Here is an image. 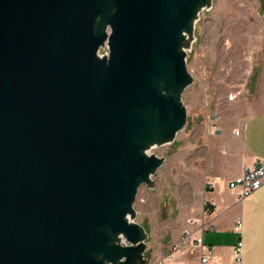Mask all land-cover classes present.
Segmentation results:
<instances>
[{
	"label": "water",
	"instance_id": "water-1",
	"mask_svg": "<svg viewBox=\"0 0 264 264\" xmlns=\"http://www.w3.org/2000/svg\"><path fill=\"white\" fill-rule=\"evenodd\" d=\"M213 6L0 0V264H147L134 203L187 123Z\"/></svg>",
	"mask_w": 264,
	"mask_h": 264
},
{
	"label": "rangeland",
	"instance_id": "rangeland-1",
	"mask_svg": "<svg viewBox=\"0 0 264 264\" xmlns=\"http://www.w3.org/2000/svg\"><path fill=\"white\" fill-rule=\"evenodd\" d=\"M196 35L187 55L194 82L183 94L187 123L172 144L175 151L154 176L156 188L141 185L134 203L138 220L150 232L147 264H156L180 242L202 203L203 186L217 177L213 167L222 144L213 124H220L221 116L234 118L235 106L244 102L264 61V0H214L210 11L201 13ZM166 149L155 151L164 155ZM161 243L164 252L158 254Z\"/></svg>",
	"mask_w": 264,
	"mask_h": 264
},
{
	"label": "crops",
	"instance_id": "crops-1",
	"mask_svg": "<svg viewBox=\"0 0 264 264\" xmlns=\"http://www.w3.org/2000/svg\"><path fill=\"white\" fill-rule=\"evenodd\" d=\"M235 108L238 113L234 118L219 117L221 158L213 167L219 182L214 189L203 186L202 203L185 227L190 236L168 264H199L202 247L194 249L193 245L194 237L201 233L204 244L213 249L209 264H264V185L245 199L228 187V181L245 166L264 158V61L247 86L244 102ZM232 154L234 159H230ZM207 199L216 203L211 212L205 208ZM238 219L243 222L239 231L236 230ZM183 238L184 232L179 241ZM239 240L243 241L242 257L236 263L234 249ZM163 252L161 243L157 253Z\"/></svg>",
	"mask_w": 264,
	"mask_h": 264
},
{
	"label": "built area",
	"instance_id": "built-area-1",
	"mask_svg": "<svg viewBox=\"0 0 264 264\" xmlns=\"http://www.w3.org/2000/svg\"><path fill=\"white\" fill-rule=\"evenodd\" d=\"M232 96L231 98H234ZM214 133H218L221 128L220 125L215 122L213 124ZM239 133V131H236ZM219 182V177L209 178L207 179L205 185L208 189H214ZM264 185V158H259L255 161V163L251 166H245L243 171L230 179L228 181L229 189L233 191H237L238 196L241 199H245L251 197L253 193L259 190ZM215 201L213 199H207L205 201V208L207 212H211L215 207ZM242 219H238L236 224V230L239 231L242 229ZM190 236V232L188 230L184 231V238L182 242L174 245L170 248L168 253H164L161 257V260L156 264H168L172 261L174 257V253L180 248L182 243L187 242V238ZM195 245L193 248L202 247V253L200 256L199 264H209L213 258V249L204 244L203 234L196 235L194 237ZM242 249H243V241L239 240L234 249V259L236 263L241 261L242 257Z\"/></svg>",
	"mask_w": 264,
	"mask_h": 264
}]
</instances>
